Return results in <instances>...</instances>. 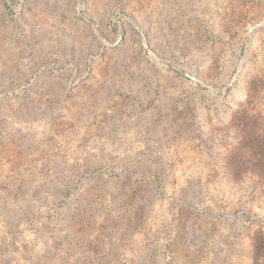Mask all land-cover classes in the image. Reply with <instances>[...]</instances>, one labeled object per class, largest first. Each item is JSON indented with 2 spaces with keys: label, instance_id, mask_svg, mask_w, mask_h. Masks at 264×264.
I'll use <instances>...</instances> for the list:
<instances>
[{
  "label": "rangeland",
  "instance_id": "obj_1",
  "mask_svg": "<svg viewBox=\"0 0 264 264\" xmlns=\"http://www.w3.org/2000/svg\"><path fill=\"white\" fill-rule=\"evenodd\" d=\"M0 264H264V0H0Z\"/></svg>",
  "mask_w": 264,
  "mask_h": 264
}]
</instances>
